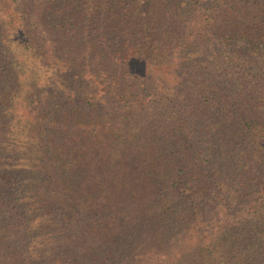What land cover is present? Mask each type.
Instances as JSON below:
<instances>
[{
  "label": "trees",
  "instance_id": "16d2710c",
  "mask_svg": "<svg viewBox=\"0 0 264 264\" xmlns=\"http://www.w3.org/2000/svg\"><path fill=\"white\" fill-rule=\"evenodd\" d=\"M74 2L0 0V61L6 64L0 70V77L2 72L5 74L0 79L2 120L8 119L13 106L9 98L13 83L21 82L29 92L26 90L25 97L24 94L12 95L17 106L25 108H20L15 114L19 116L15 121L16 127L24 125L22 130L27 137L42 139V147L48 148L56 159H61L91 151L94 139L100 141L99 146H106L107 136L113 134L108 120H115L113 113H119L120 105H123L124 111L129 109L124 118V128L131 124L133 134L148 135L154 142L149 149L153 150L152 155L144 160L148 161V170H152L149 179L153 184L110 185L107 181V185H94L99 179H93L89 180L92 184L88 185L89 188L65 185L58 192H54L51 185H48L49 189L46 185H7L10 192H2L0 208L6 212H20L21 216H26L28 226L20 235V231L12 232L0 221V225L6 226L0 227V264H7L8 260L12 264H264V97L255 95V102L248 109L233 102V95L227 90L225 92V88L221 91L226 93V100L220 97L218 90H214L211 96L203 95L210 104L203 106L202 112H197L198 118L194 119L192 111L196 107L181 104L182 98L176 87L171 86L167 92L157 89L153 85L154 78H159L160 74L156 75L158 72H154L147 61L134 60L145 67L140 71L147 78L138 83L140 75L136 73L132 76L134 82H129L132 87L127 85L129 89H122L125 84L121 83L112 114L108 110L102 114L103 105L95 98L86 102L81 97L64 96L65 89L39 97V106H24L32 93L30 81L38 71L33 68L36 67L34 60L37 56L45 59L42 68L48 73L47 77H51L55 70L63 73L75 64L71 61L73 54L67 41L62 46L63 42L47 40L42 34L44 27L54 24V21L59 22V27L67 30L66 33L70 31L69 26L71 32L78 35L87 36L91 30L96 34L100 32L101 52L119 66L116 69L118 77L122 78H118L119 82H126L131 75L128 72L123 75L125 68L118 64H127L143 56L141 47L144 42L140 30L134 34L129 27L122 26L121 18H115L120 13L117 7L128 11L127 6L132 1L100 0L92 11L91 23L80 13L83 10L75 9ZM220 2L221 16L231 15L234 2L249 6L243 16L252 19V23L246 24L234 13L230 30L226 29V18L216 22L218 29L213 33L217 39L216 55L231 57V49L240 46L239 42L248 45V49L253 46L254 50L249 49L250 56L245 59L251 62L253 52L258 56L254 64L248 66V71L264 72V0ZM26 6L33 10L26 9ZM42 6L43 12L39 9ZM116 22L122 27H116ZM165 45L163 51L168 56L173 55V49ZM39 48L45 51L36 53ZM26 54L37 55L32 65ZM214 62L212 78L222 80L220 75H225L228 68L225 69L224 65H228ZM161 75L165 77V73ZM97 81L89 82L95 84ZM259 83L262 84L256 94L260 91L264 95V79ZM37 87H41L39 83ZM144 91L148 97L142 102L137 99L127 107L134 94L139 98ZM54 95L64 98V108L56 106V110H50L51 106L47 104H50L49 97ZM197 100L200 106L201 96ZM145 114L152 119L151 125L137 131L135 126L142 124ZM188 120L191 135L186 133L187 137H183L181 133L185 124L188 127ZM6 121L0 124V132L9 127V120ZM121 121L116 123V128ZM113 122L110 120V124ZM67 135H70L69 143L64 144L62 141ZM120 135L124 136L113 139L118 147L134 139L125 132ZM87 137L91 138V143L74 149L79 138L85 140ZM184 148H189L191 154H200L204 148L206 153H215L214 166L218 169L215 175L218 178L212 180L213 184L207 179L201 182L199 174L188 172L187 161L182 155ZM5 150L7 148L1 145L0 161ZM139 152L140 149L134 151ZM161 157L173 163L178 160L179 170L171 176L160 175L158 159ZM198 157V162L202 163V156ZM234 158L238 161L232 160ZM74 166L80 167L79 163ZM107 180L113 182L112 178ZM2 187L0 185V191ZM211 199L215 204L210 203ZM32 205L34 208L30 207ZM49 246H54L53 251L57 249V255L48 254L46 248Z\"/></svg>",
  "mask_w": 264,
  "mask_h": 264
},
{
  "label": "rangeland",
  "instance_id": "374dc122",
  "mask_svg": "<svg viewBox=\"0 0 264 264\" xmlns=\"http://www.w3.org/2000/svg\"><path fill=\"white\" fill-rule=\"evenodd\" d=\"M129 1L132 2L127 6L128 11L117 7L120 13H118V16H115V18H121V21H123L122 26L129 27L134 34H137L140 30L139 33L144 42H141L143 59L136 57L127 64H118L120 67L125 68L123 75L125 72H128L131 77L128 78L126 82L117 81L118 78L122 80L121 77H118V70H116L119 66L111 59L109 60L106 54L101 52L100 32L96 34L91 30V34L87 36L83 34L78 35L75 34V32L72 33V28L69 26L68 30L70 29V31L68 34L66 33L67 30L59 27V22L54 21V24L44 27L42 34L46 35L47 40H53L58 43L63 42L62 46H64L67 41L73 54L71 61L75 64L70 65L63 73H58L56 72L57 70H55L51 72V74L55 72L51 77H47L48 73L45 68H42L45 61L44 57L26 54L25 56L27 60H29L30 65L33 64V60L37 56L34 60L36 67L33 68L38 71L30 81L32 93L28 98V103L26 101L24 106L28 105V108L39 106L41 103L39 97L47 96V94H51L52 91L57 89H65L64 96H73L74 98L81 97V99H85L86 102H92L94 101L93 98H95V100H98L103 105L102 114H106L107 110L109 114H112V109L115 108L117 103L115 95H117V92L121 91L119 89L121 83L125 84L122 89H129V82H134L135 79L132 78V76L136 73L140 75L138 78L139 80H137L138 83L143 82L147 78L144 74L141 75L140 71L144 70L145 67H141L139 63L134 60L147 61L148 64L153 67V71L158 72L156 75L160 74L159 78H154L155 83L153 85L154 87H158L157 89L167 92L171 86L176 87L182 98L181 104L196 107V110L192 111V113H194L192 118L194 119L198 118L197 112L199 111L201 113L202 111L200 109L203 106H208L210 104V100L203 95L210 94L211 96L214 90L219 91V95L223 100L228 98L225 93L227 90V92L233 95V102H236L238 106L248 109H250L255 102V95L260 98L264 97V95H261L260 91L256 94L262 84H258V81L264 79L262 77L264 72L256 69L252 70L250 73L248 71V66L250 67V64L251 66L254 64L258 55L253 52L251 54L253 59L251 62L245 59V57H248L250 54L249 49L254 50L252 45V47L248 49V45L239 42L240 46L231 49V57L234 58L232 61L231 57L222 58V55L220 57L216 55L218 54L216 50L218 48L217 39H214L215 36L213 34L214 31H216L215 29H218V24L216 25V22H220L222 19L226 18V29L230 30V21L234 13L236 18L239 20L242 18L246 24H250L252 23V19L243 16L246 14L244 12H246L249 6L244 3L241 4V2H234L231 15L225 14L221 16L220 0ZM228 1L230 4L233 3V0ZM27 2L30 4L29 1ZM74 4L75 9H78V11L83 10L80 13H83L85 20L91 23L93 20L91 16L92 11L100 4V0H75ZM26 9L33 10L30 6H26ZM39 9L43 12L44 6ZM253 9H255V7ZM254 11L255 10L252 12ZM118 25L121 26L120 23L116 22V27ZM170 42L175 44L178 43V45L174 46ZM165 44L173 49V55L168 56L166 51H163V48L166 46ZM155 46H157L158 49H154ZM44 51V48H39L36 53L40 54ZM101 59L103 61L100 62ZM214 61L228 65L227 67L224 65V68L228 69L225 75H220L222 80H215L216 78H212L213 74H215L214 68L212 69L213 72L211 70L215 64ZM46 62L49 66V60ZM181 62H183V65L181 64L180 66L179 63ZM186 63H188V65H186ZM4 66H6V64L0 61V70L3 69ZM46 69H49V67ZM157 69H159V71ZM2 73L3 75L0 79L5 75L4 72ZM161 73H165V77H163L164 75H161ZM123 75L122 77H124ZM93 79L98 80V83L90 84L89 81ZM20 80L22 81V79ZM172 82L173 84H170ZM37 83H39L41 87H37ZM64 85L67 88H65ZM221 88H225V92H222ZM26 90L29 92V89L23 86L21 82L13 83V88L9 95L13 106L11 109L7 107V109H10L8 119L6 117L2 120L0 115V124L7 123L6 120H9V127L4 128L3 131L0 132V146L2 145L7 148V150L4 151L3 160L0 161V185H3L0 191V199L3 197L2 192H10V188L7 185H46L48 189V185H51V189H53L54 192H58L62 190L65 185H73L78 189L89 188L88 185L91 184L89 180L92 181L93 179H99L97 182H94V185L96 183H98V185H107L105 184L107 181L110 185L153 184L149 179L152 175V170H148V161L144 160L152 155L153 150L149 151V149H151L154 142L151 141L148 135L137 136L133 134L131 124H127L126 128H124L126 124L124 118L129 112L128 108L124 111L125 106L120 105L119 113H113L116 115L115 120H108V127H112L111 133H113L112 136H107L109 145L107 143L106 146H99L100 141L98 142L94 139V147L91 151L76 156L69 155L61 159H56L53 153H49L48 148L42 147L40 143L42 139L29 138L31 136L27 137V134L24 133L25 130H22L24 125H18L19 128L15 125L16 119L19 118V116L15 114L19 112L20 108H25L18 107L16 101L12 99V95L20 96L24 94L25 97ZM138 95H140V93ZM200 96L202 102H200L201 105L199 106L197 99H200ZM145 97H148L147 91L142 92L139 98L134 94L127 107H130L137 99L142 102ZM63 99L64 98L59 96H51L49 97L50 104L47 105L51 106L50 110H56V106L64 108ZM65 109L68 108L65 107ZM14 116L15 119H13ZM121 119V124L116 128V123L120 122ZM110 120L114 122L110 124ZM141 120L142 124L140 126H135L137 131L147 125H151L152 122V119L147 117L146 114ZM190 130L191 128H189L188 120V127L185 124L184 131L181 135L183 137H187V135L190 136ZM15 132H17V134H15ZM122 132L132 135L134 139L130 140L126 145H119L118 147L113 139H119L124 136L120 135ZM69 136L70 135H67V138L64 136L65 140H63L62 143H69ZM91 142L92 140L89 137L85 140L79 138L73 147L74 149H81ZM138 149H140V152L134 153V151ZM12 150L14 151L9 152ZM189 151H191L189 148H184L182 150V155H184L183 159L186 160L188 164L186 167L188 172L199 174V181L201 182L204 181L203 179H207V182L213 184L212 180L218 178V175H215L218 170L214 166L216 165L214 163V160H216L215 153L212 151L206 153L205 148L200 154H198V152H193L194 154H191ZM231 152L235 153L237 150ZM135 154H137V158H135ZM198 156H202V159H200L203 161L202 163L198 162ZM232 160L238 161V158ZM158 162L161 167L158 170L160 175H174L176 170H179L180 167L178 160L173 163L161 157L158 159ZM76 163H79L80 167L76 168L74 166ZM172 168H174V170ZM203 173H205V175ZM108 178H112L113 182L107 180ZM101 179H104V181H101ZM239 179L240 177H238V180ZM44 190H46V188ZM97 197L100 199V196L97 195ZM213 201L214 199H211L210 203H214ZM31 204L32 202L30 201L29 205ZM90 204H93V202ZM30 207L34 208V205ZM207 208H209V204ZM95 209L94 211H96ZM0 221H3L12 232L20 231V235L21 231L26 230L23 228H25L26 225L28 226L26 216L23 214L21 216L20 212H6L1 208ZM6 226L0 225V227ZM53 247L54 246H49L46 248L48 254L52 256L57 255V249L53 251ZM7 264H12V262L8 260Z\"/></svg>",
  "mask_w": 264,
  "mask_h": 264
}]
</instances>
